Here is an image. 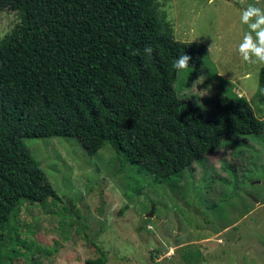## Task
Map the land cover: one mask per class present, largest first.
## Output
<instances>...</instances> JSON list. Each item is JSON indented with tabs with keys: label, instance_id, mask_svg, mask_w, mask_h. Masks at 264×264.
I'll return each mask as SVG.
<instances>
[{
	"label": "rangeland",
	"instance_id": "obj_1",
	"mask_svg": "<svg viewBox=\"0 0 264 264\" xmlns=\"http://www.w3.org/2000/svg\"><path fill=\"white\" fill-rule=\"evenodd\" d=\"M252 3L264 8V0H156L176 41L208 49L199 70L178 72V95L205 112L216 96L243 100L264 122V64L237 51L240 10ZM19 24V13L0 10V40ZM23 144L56 198L22 201L0 228V264H264V133L233 137L173 188L122 164L110 146L90 156L73 137Z\"/></svg>",
	"mask_w": 264,
	"mask_h": 264
},
{
	"label": "trees",
	"instance_id": "obj_2",
	"mask_svg": "<svg viewBox=\"0 0 264 264\" xmlns=\"http://www.w3.org/2000/svg\"><path fill=\"white\" fill-rule=\"evenodd\" d=\"M0 10L20 15L0 40V228L22 201L56 198L25 139L73 137L90 156L110 146L173 188L233 137L264 133L243 100L216 96L205 112L178 95L174 60L184 53L199 70L208 49L176 41L156 0H0Z\"/></svg>",
	"mask_w": 264,
	"mask_h": 264
},
{
	"label": "clouds",
	"instance_id": "obj_3",
	"mask_svg": "<svg viewBox=\"0 0 264 264\" xmlns=\"http://www.w3.org/2000/svg\"><path fill=\"white\" fill-rule=\"evenodd\" d=\"M212 3L214 0H209V4ZM239 21L246 26L237 48L240 58L249 65L264 64V8L255 3L248 4L240 10ZM153 52L151 45H146L143 49L145 56L150 57ZM132 55H140V52L133 51ZM190 61L191 57L182 53L174 60L172 67L177 71H184L189 68Z\"/></svg>",
	"mask_w": 264,
	"mask_h": 264
},
{
	"label": "water",
	"instance_id": "obj_4",
	"mask_svg": "<svg viewBox=\"0 0 264 264\" xmlns=\"http://www.w3.org/2000/svg\"><path fill=\"white\" fill-rule=\"evenodd\" d=\"M152 215V211L149 213V216H151Z\"/></svg>",
	"mask_w": 264,
	"mask_h": 264
}]
</instances>
